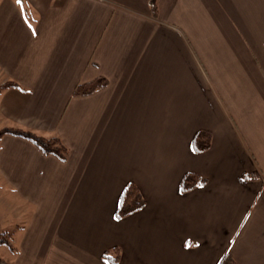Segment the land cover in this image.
Listing matches in <instances>:
<instances>
[{
    "label": "crops",
    "instance_id": "0c3cea01",
    "mask_svg": "<svg viewBox=\"0 0 264 264\" xmlns=\"http://www.w3.org/2000/svg\"><path fill=\"white\" fill-rule=\"evenodd\" d=\"M157 4L154 18L149 0H0V86H19L0 90V130L70 150L62 163L0 138L6 262L113 264L118 249V264H264V0ZM187 173L206 184L182 192ZM129 183L146 205L119 219Z\"/></svg>",
    "mask_w": 264,
    "mask_h": 264
},
{
    "label": "trees",
    "instance_id": "16d2710c",
    "mask_svg": "<svg viewBox=\"0 0 264 264\" xmlns=\"http://www.w3.org/2000/svg\"><path fill=\"white\" fill-rule=\"evenodd\" d=\"M149 7L154 18L158 17V4L157 0H149ZM108 86V81L104 77H99L94 81L88 83H79L75 86L73 91V97H84L94 94L95 92L105 89ZM7 88H19L17 83L6 82L0 86V90ZM13 135L17 137L24 138L31 141L45 156H53L60 162L65 163L68 160L70 150L64 143L61 137L52 136L44 137L38 135L37 133L24 129V128H4L0 130V138L5 135ZM212 134L210 131L202 130L195 134L192 147L197 153L207 151L211 146ZM252 176L245 175V178H250ZM207 180L198 174L187 173L181 180L180 189L182 192H188L196 187L205 185ZM146 205V201L140 192L139 188L133 184L129 183L124 189L118 209L116 211L117 218H124L131 214H134L142 210ZM12 236H8L7 233H0V248L7 246L8 248H13L11 244ZM105 259L113 264H118L120 259V253L118 249L111 252H106L104 254ZM0 264H10L6 262L0 256ZM219 264H239L230 254L226 253L221 258Z\"/></svg>",
    "mask_w": 264,
    "mask_h": 264
},
{
    "label": "rangeland",
    "instance_id": "374dc122",
    "mask_svg": "<svg viewBox=\"0 0 264 264\" xmlns=\"http://www.w3.org/2000/svg\"><path fill=\"white\" fill-rule=\"evenodd\" d=\"M1 194V193H0ZM3 197L0 195V200ZM16 230V218L11 214L0 213V233H7L8 236H14Z\"/></svg>",
    "mask_w": 264,
    "mask_h": 264
},
{
    "label": "snow or ice",
    "instance_id": "6c2138e0",
    "mask_svg": "<svg viewBox=\"0 0 264 264\" xmlns=\"http://www.w3.org/2000/svg\"><path fill=\"white\" fill-rule=\"evenodd\" d=\"M16 3L21 5V10L23 11V0H16ZM186 247H192L191 242H188Z\"/></svg>",
    "mask_w": 264,
    "mask_h": 264
}]
</instances>
